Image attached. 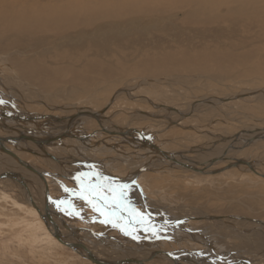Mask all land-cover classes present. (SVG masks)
Masks as SVG:
<instances>
[{"label": "bare ground", "instance_id": "1", "mask_svg": "<svg viewBox=\"0 0 264 264\" xmlns=\"http://www.w3.org/2000/svg\"><path fill=\"white\" fill-rule=\"evenodd\" d=\"M177 9L182 10V12L180 13L181 15L180 14L173 15L175 14L173 13V11ZM136 16L137 17L139 16L137 18L138 24H136V20H134L133 18ZM176 16H180V17L178 19H175ZM156 31L157 33H155ZM189 33L192 34L195 39L194 45L188 42L189 41L188 39L192 37V36H188ZM181 34L182 36H186V37L182 39L180 37ZM32 38H34L33 40L37 39V42L33 43L35 47L38 46L39 44L43 45L44 41H50L51 38H53L54 40H56L53 42H55L56 44V47L55 46L54 47L58 49L59 55L70 54V52H72V54L77 53L78 56L75 58V60L80 61V65H79L80 68L78 70L76 66L72 69H69V72L71 73L70 80L81 81L83 83H87V81L91 79L89 76H87L84 73L86 71L95 72L104 78H107L108 76L112 75L111 74L112 69L111 67L109 68V64L108 62H106L108 61L107 58H104V60H99L98 58L93 57L91 55H89L90 57H87L81 54V52L83 53L82 50L84 46L86 47L88 46L89 48H93L95 50L99 48H103L104 51L103 53H106L108 49L109 51L112 50L107 54L109 56H111L114 50H116V49L114 50L110 49L111 45L113 46L115 45L114 47L120 50L126 48H133V49L136 48L138 53H135L134 55L136 56L138 55V56L136 58V61L134 62L135 64L134 63L133 64L134 66L137 65L136 69H138L141 74H144L137 77L141 80V82H145L144 79L145 77L156 78V79H158V77L161 78L162 76L165 75H171L173 77H177V76L184 77L183 73H188L192 77H197V75L199 74H204L205 73L204 71L207 69L222 70L228 67H234V66L237 67L236 64L242 67H248V68L250 67L248 71H250L253 74H262V73L264 74V0H0L1 43L4 44L6 47H10V45H15V47H18L24 43V39L30 40ZM170 39L174 40L173 41L174 43L169 41ZM86 40H88V42H84ZM250 40H252L253 43H250ZM38 41L40 42L38 43ZM2 49L3 47H1L0 45V50ZM12 59H13L12 63L15 66V69L19 73L18 76L20 75L25 78L24 80H22L21 78H19L20 76L16 77L17 73L16 74L14 73L16 80L20 81L19 83L17 81L19 86H22L23 83L28 84L29 80L32 81V80L40 79L46 84L52 80L58 81V77L56 76V70H52V69L48 70V68L41 66L40 65L41 63L36 64V62L33 61H32L33 63H30L31 61L29 59H28L29 62H24L18 60L17 58L15 59V57H12ZM142 77L144 78L142 79ZM183 77L182 79L184 80ZM0 84L2 85L1 82ZM77 84H79V82ZM126 87L128 88L130 86H126ZM133 87H130L131 91L135 89ZM27 88L25 87L26 90ZM122 90L126 93H129V95L132 97L135 98L139 97L141 99L144 98L145 101L147 100L152 105L154 104L150 99L144 97L146 96L145 94L144 95L141 94L142 96L141 95L136 96V94L135 95L132 94L126 88H120L119 92L114 94L113 97L116 98ZM18 91L21 93L19 97L27 103L28 100L24 97L25 95L22 94L21 92L22 89ZM23 93L27 94L28 90L26 93L23 91ZM247 95L256 96L257 98L255 99L259 100L258 103L264 105V89L241 90L239 92L222 97L207 96L200 99L194 104H189L186 107H182V108L168 103H167L168 105L160 103V104H156L159 107L155 106L156 108L152 112L143 111V110H136L135 112H131V113L128 112L130 113L129 116L130 119H128V122L122 127L109 126L108 121H112V120L111 118H108L105 113L107 107L111 104L109 103L111 101H109L107 104H105L104 106H102L97 110H89V111H100L102 109H105V111L103 110V112H101V117L99 119H96L93 116H84L81 114L78 115L76 118L72 119L71 123H69L71 126L69 130L74 136L77 137V138L73 137L74 139H76L73 141V143L70 142L72 140L69 141L67 140V138H61L62 136H57V138H55L54 140L52 139L50 143L44 144L42 145V147L38 146L37 144H35L30 140H23L20 141L19 143H17L18 141H16L15 145L13 144L11 145H13L12 148L17 152V154L21 158L27 160L30 163H32L31 161L32 158L31 159L24 158L25 156H23V154H20L19 152L24 153L25 151L19 150V147L21 148L27 147L33 150L38 149L39 151L36 150L37 152H47V153L49 152L51 153L52 156L55 157L54 160L49 158L50 160L46 161V165L49 168L51 167L50 170H47L49 171L50 176H47L46 180L49 186V196L51 201L50 209L52 213L53 212L55 213L52 206V203L54 202L53 196L50 191L51 190L50 185H53L52 182L60 185L62 189H65L63 186L65 182L62 181V179L66 178L67 180L75 182L76 185L78 184L85 189H90V188H86L88 185L87 184L84 185L83 180L80 178L92 175V177L95 180H97L98 182L97 185L100 184L102 188H106L105 187L106 185L104 186V183L103 182L101 183V180L103 181L104 179L101 173L99 176L97 170L94 169L84 170L83 168L85 167V165L91 166L95 160L94 157L97 156V154H100L101 152L102 153L106 152L109 154L112 152L117 153V154L115 153V155L117 156L113 158V161H111L110 164L107 165L104 163L103 169L101 170L103 171L107 170V172H109L108 176L114 180L115 183L114 191L119 192L121 191L120 188L127 187V189L125 190L123 189L122 191L124 194H127V197L131 196L129 195V193L133 195L136 193V196H138L139 193V196L142 197V199H146L147 196H146L145 188L142 185L144 181L141 182L140 180L145 174V171L162 169L163 172L164 169H167L166 173L169 174V176L167 175L169 179L171 178L172 180L176 178L175 176H177L179 178H182V183L178 182L174 185V184H169L170 182L167 183L165 181H160L161 182L160 186H163V188L166 189V191L164 192L161 191V194L165 195L164 194L165 192L172 193V195L170 196H174L178 200L180 198V200L178 201L179 204H181L180 201L181 199H183L184 202L189 204V206L185 207V205H182L183 207L182 215L179 217L176 216V218H170L169 214L164 212V206L159 208L160 210L159 212L157 211V213L159 214V219L154 218L151 214L150 215L147 214L146 218L148 219V221L153 223V226L150 225L151 227L148 225L149 230L157 231L164 229L163 232L166 234V236L163 237L162 235H160L157 237L160 238L161 240H170L171 242L174 243L176 242L179 246L182 245V243L186 239L189 242V244H187V246L185 247L188 248L184 247L185 249H178L177 251L174 252L163 248L160 249L161 252L159 254L154 255L155 257L153 256V259L144 261V263L132 262L127 264H210L209 262H211L210 260L212 257L218 258L219 261L218 263L215 262L214 264H232L238 261L237 259L231 258L232 256H234L232 252H230L232 251V246L234 244H235L234 248H240L242 245L246 247L245 249H247L248 247L251 250L256 249L255 251H258L260 248H262V245L260 244L259 241L261 240V236L264 239V220L260 219L261 217L260 215L248 216L251 215L248 213L249 211H246L248 214L234 213L235 214V215L233 214L234 216L232 214L227 215V213L225 212H219V214L217 215L211 214L213 212L206 210L205 204H197V203H199L204 196L213 197L215 195V192L217 194V197L214 198L217 199L220 196L224 197L220 194L223 193L222 191L218 192L219 190L214 189L215 184L217 182L214 183L211 180L221 178L224 175L227 176L229 173L233 172L234 169L232 166L238 168L240 166L239 168L240 173L242 172L241 170H243V168L253 169L255 173H257L255 167L253 166L250 160L242 159V158L240 159L237 157V155L244 147L251 146L252 144H254L251 142L257 140L258 137L264 138V123H259L260 120L262 119H257V118L253 119L249 117V119L254 120L255 123L251 122L245 124L241 128V130L237 132L235 137H231V138L229 137L230 140L228 142L225 141L226 143L223 145H219L221 144L220 141L223 142L221 140L220 134L211 133L208 130H203L204 129L203 127L201 128L200 126H198L201 128L199 129L198 133H204V135L201 134L200 136H202L203 138L204 136H206L205 143L193 145L194 142L190 141L189 145H186L187 149L184 148V150L181 148L180 150L178 149V150L170 151L168 149H165L157 145L156 148H153L150 144H154V143H152V141L150 140L145 142L143 136L140 133L132 132L130 137H128L127 135L128 132L130 131V125L133 119L136 117L149 118L160 125L162 124L189 125L187 124L188 121L194 122L198 118H202L204 114H207L206 112H204L206 107L212 105L214 107H217L216 110L219 109L220 112L225 114L224 110L218 106L220 103L224 101L225 102L231 101L238 98L243 99ZM10 100L4 99L2 96H0V111L5 110L7 112L9 111L10 113L16 111L17 112L19 111L20 113L28 112L26 109L25 111H23L22 109L17 108V106L14 103L15 101H10ZM7 108L9 110H7ZM196 111L199 113L204 112V114L202 113L203 115L200 114L201 116H197L196 114H194L196 113ZM211 111L212 110L208 112ZM170 114H172L173 117H170ZM89 119L94 120V122L98 124L97 125L99 127L98 129L109 132L110 136H107V138L109 139L108 141L105 142L104 140L103 141L101 140L99 143H95L91 141L90 136L92 135H87L86 130H84L81 126V122ZM0 120H3L8 124H12V123H14V125L17 124L15 127L14 134H12L15 136L17 135L16 133L18 131L23 130L21 128L23 127V125L30 127L31 125L30 123H35L34 120L23 119L22 121L19 120L13 121L6 119L4 117L1 118V116H0ZM67 122L60 121V123L55 124L53 120L51 122L49 121L47 124H50L51 126L45 123L46 128L44 126L42 127L43 129V131L41 132L42 135L40 134V131L38 129L37 130L35 129V131L32 134L39 135V137L43 138L46 136L44 135L46 133L43 132L53 131L52 133H54L53 127H57V128L59 126L60 128L61 126L64 127L67 124ZM39 123L37 124L35 123V124L39 127L40 125ZM165 127L162 128L160 133L164 131ZM0 131H1L0 135L7 136L6 135L7 132L4 129H0ZM55 131H56L55 133L61 132V130H55ZM160 135H162V133ZM94 136L95 135H93V138ZM214 138L217 139L215 140L218 144L217 143L215 144V141H212ZM83 139L85 140L86 143L80 141ZM74 142H80V144L88 146L87 149H89L90 152H85V151L82 152L81 148H79ZM107 142L111 143V146H114V149H106L108 148L107 146L105 148ZM123 142H129L130 144H133L134 147L132 148L135 150L136 149H143V150L142 151L138 150L139 151L138 153L135 152L134 155H132V151H130L127 148L125 150V148L123 149L122 146L118 145V144H123ZM54 146L55 147L62 146L61 148L64 149V153H66L67 155L69 154L67 156L68 160L63 159L61 156H58L56 153H54L56 149L53 148ZM49 148L52 149L49 150ZM70 150H72L71 153H69ZM161 150L168 152L169 154L168 155L163 154ZM79 151H81L83 154L88 156H86L85 159L81 158L79 160L77 158V155H74V154H78ZM150 153H155V154L148 156V154ZM191 153H196L197 156H190L189 154ZM1 157L3 158L4 161H8V160L15 161L9 154L2 152L0 150V159ZM34 158L38 159L37 157ZM229 158L233 160H229ZM173 159L178 160L182 164L176 163V160ZM3 160H0V163L1 162L4 163ZM101 161L103 162V160ZM67 162H77V163L72 165V164H67ZM241 163H244L246 165H243L242 167ZM14 164H17L19 166V164L16 161ZM80 164H82V166H80ZM71 165L78 166L80 168L77 171H75V169L73 170V168L72 169L69 168V166ZM97 165L99 164L97 163ZM19 167H21V165ZM35 167L38 166L35 165ZM21 168H23L25 172L29 174L28 179L30 180V182L29 183L27 182L26 177L25 180L29 187V191L33 196V199L35 200L39 208H41L42 210L43 200L39 201L38 200L39 195L36 196L35 193L40 192V196H41V192L43 191V180L36 174L28 171L26 168L24 167ZM0 171H2L1 168ZM122 171H124L125 174H121ZM105 175L106 174H104V176ZM257 175L259 174L257 173ZM145 176H147V174ZM34 178H37L38 182L35 181ZM49 178H52V180H49ZM56 178L58 181L55 180ZM185 178H189V180H186ZM7 179L14 181L10 177ZM8 180H6V182ZM175 180L176 179L172 180L171 182L172 183L176 182ZM226 182H234V180L229 179V181ZM12 183L14 184V187L19 188L18 192L20 194L23 192L22 194L24 200L23 202H26V206L28 210L32 211L31 210L32 208L30 209L31 205L28 201V197L25 190L21 187V185L18 182L14 181ZM182 184L184 186L182 187L179 186ZM174 186L179 188L175 190ZM31 188H35V192L34 191L32 192ZM112 188L113 187H111L110 189L109 188L106 189H109L112 192ZM201 191L209 192V195H206L207 193L206 194L200 193ZM42 196H43V192H42ZM170 196H165L164 198H168ZM69 197H77V196H73L72 194H70ZM96 197L95 198L90 197L85 199L94 202L98 200L100 201V199ZM232 197L233 194L226 195V199ZM238 197L239 196L235 197L234 202L244 203V201L242 200L240 201ZM144 203H145V207L149 209H153L154 211L156 210L155 207L156 204L152 203L151 201H150L151 203L150 205H148L146 201ZM195 204H197L198 207H196ZM128 205H131V207ZM190 205H193L195 207L193 208ZM125 207L132 208L133 204L125 203L124 208ZM190 207L193 208V212L191 211ZM234 207L236 208V206ZM121 208L123 209L122 206ZM132 209L134 210V208ZM171 209L176 210V206L173 205ZM188 210L191 211L192 213H190ZM186 212H188L189 214H186ZM56 213L52 214L53 220L57 223L58 229L63 235V238L71 242L73 239L70 240V238H68L67 233L59 227L60 222L65 223V225L70 223L66 222L65 217L64 220L63 217L62 219ZM129 213H131L130 210ZM152 213L155 214V212ZM185 214L186 216L188 215H194V216L185 218ZM37 215L40 218L41 223L43 222L42 225L44 224V226H46L45 227L46 230L49 231L48 234L52 236L51 234L53 228L51 223L48 220H46L45 223V220H43L38 213ZM140 215L146 216L145 214L144 215L140 214ZM191 220L193 221L196 220L197 228L196 226L193 227L190 226L188 222ZM221 221H225V223L227 222L232 228L228 227L229 225L228 226L224 225ZM207 222H209V224H207ZM237 223L241 224L242 229L236 228ZM247 226L249 227L247 229H250V227L253 226L255 227V230L252 232V234L254 235L256 248L253 243H249L248 241L250 238L248 235L250 234H244L245 231L243 232V230H246L244 228H246ZM68 227H70L69 228L70 231L72 232L74 231V233L79 235L81 240L86 238L88 239L89 242L97 241L103 244L104 245L103 248L105 247V249L100 247L101 250L103 251L110 250L109 252L112 253V256L115 258V259L113 258L114 260H112L111 257H109L111 259H107L103 257V255L101 256L99 254L100 251L96 252L93 248L91 249L87 247L98 258L99 261L101 260L104 262L113 263L119 259H126L129 257L143 260L145 258L144 256L139 257L140 254L144 255L145 253H147L149 256L153 252V249L146 251L144 250L145 249L144 247H141V246H145V244H143L145 243V241L149 242V238L147 237L145 238L142 236L141 239L142 245L140 246V248H138L137 246L129 247L126 244L120 242L109 243L110 241L107 240L106 235L99 237L98 232H96L95 234V232H93L94 230L87 226L86 227L84 226V228L82 229L86 232L81 231L80 230L81 227H77V226L75 227L68 226ZM131 228H129L130 230H128L130 231V234L127 232V235H130L131 238L132 235H135V237H133L134 240H138L139 235L135 234L134 232L139 231L140 229L139 230L132 229L131 231ZM204 229L207 230V233L205 232ZM203 230L206 234H208L209 232L210 234L214 235V237L217 238L218 240H215L212 235L209 234L205 235L203 233ZM141 231L143 232H141L140 234H143L145 230H141ZM88 234L90 236H88ZM89 237L94 238V240L90 239ZM227 238H234V240L229 241L227 240ZM197 246H201L202 251L209 254L201 255L199 251L195 250ZM119 248L120 250H123V253L118 257L117 249ZM137 250L141 252L138 253L136 252ZM81 251L78 253L79 255L83 254V251L82 252ZM227 252H230L231 254H229L228 257L229 259L225 260V258H227L228 256ZM223 253H227L226 257L221 256L223 255ZM148 256H146V258H148ZM258 258L259 259L257 261L262 260L264 262V257H258ZM239 261H244V260H239ZM250 261L251 262L249 264L253 263V260Z\"/></svg>", "mask_w": 264, "mask_h": 264}, {"label": "rangeland", "instance_id": "2", "mask_svg": "<svg viewBox=\"0 0 264 264\" xmlns=\"http://www.w3.org/2000/svg\"><path fill=\"white\" fill-rule=\"evenodd\" d=\"M181 12H182L181 9L174 10L173 13L175 14L173 15H179ZM140 16H143V15H140ZM138 17L137 16L133 17L134 20H136V24H138L137 23ZM176 17L175 19H178L180 16H176ZM123 20H126V19H123ZM155 33H157V31ZM188 36H192L190 39H188L189 40L188 42L194 45L195 39L193 35L189 33ZM180 37L184 39V37L186 36H182L181 34ZM33 39L34 38L30 39L32 43L30 42V40L24 39V43L26 44L23 43L22 45H20L21 47L20 46L15 47V45H10V47H6L0 41V45L4 49V50L3 49L0 50V82L2 83V85L0 84V93H1L0 96H2L4 99H7V100L12 99L10 101H15L14 103L17 106V108L22 109L23 111H25L26 109L28 112L33 113V114L51 112L52 114L64 116V119L62 120V122L63 121L69 122L70 118L74 119L78 115H80L79 113L78 114L76 113L77 110L75 108L83 107L84 110H97L101 108L102 106H104L105 104H107L109 101H111L109 102L111 104L108 106L109 108L107 107L105 113L107 117L111 118V120L115 124L112 121H108L109 126L110 127H114V126L122 127L128 122V119H130L129 116L131 112H135L136 110L152 112L155 110L156 107H159L156 104H160V103L167 104L168 103V104H172L174 106L182 108V107H186L189 104H194L200 99L207 97V96L222 97V96H227V95L239 92L241 90H248V89L262 90L264 89V74L263 73H262L263 75L253 74L250 71H248L250 67L249 68L242 67V66H238L237 64H236L237 67L235 66L228 67L222 70L207 69L204 71L205 72L204 74H199L197 75V77H192L188 73H183L184 77L177 76L178 78L173 77L171 75H165V76H162L161 78L158 77V79L142 77V79L143 78L145 79L146 83L141 82V80L137 77L144 75V74H141L140 71L136 69L137 65L134 66L135 64L134 62L136 61V58L138 56V55L137 56L134 55L135 53H138L136 48L135 49L126 48V49L120 50L114 47L115 45L114 46L111 45L110 47V49H113V50L116 49L114 50L111 56L107 54L111 52L112 50L109 51L108 49L106 53H103L104 52L103 48H99L95 50L93 48H89L88 46L87 47L84 46L82 50L83 53L81 52V54L87 57H90L89 55H91L93 57L98 58L99 60H104V58H107L108 61L106 62H108L109 68L111 67L112 69L111 76L104 78L95 72L86 71L84 73L91 78L89 79L90 81L88 80L87 83H83L81 81H71L70 80L71 73L69 72V69H72L76 66L78 70L80 68L79 67L80 61L75 60L78 54L77 53L72 54V52H70V54L59 55L58 49L55 48L56 44L55 42H53L56 40H54L53 38H51L50 40L51 42L44 41L43 45L39 44L36 47L34 46L33 43L37 42V39L35 40ZM169 41L174 43L173 42L174 40L170 39ZM39 42L40 41H38V43ZM84 42H88V40ZM250 43H253L252 40H250ZM12 57H15V59L17 58L18 60H21L24 62H29L30 60L31 61L30 63H33V62H36V64L41 63L40 65L45 68H48V70L50 69L56 70V76L58 77V81L52 80L46 84L40 79L32 80V81L29 80L28 84L23 83V85L21 84L22 86H19L18 83L20 81L16 80L14 73L15 74L17 73L16 77H19L20 75L18 76L19 73L17 72V70L15 69V66L12 63V60H13ZM72 65H75V66H72ZM134 71L137 73H135ZM182 77L184 78V80L182 79ZM19 78H21L22 80L25 79L22 76H20ZM78 82L79 84H77ZM147 84H150V85H147ZM126 86H130V87L134 86L133 88L135 89L131 91V88L130 87L127 88ZM25 87L28 90L27 94L23 93V91L25 93L27 92ZM120 88H126L132 94L134 95L136 94V96L145 94L146 96L144 97L150 99L154 104L152 105L151 103H149V101L147 100L145 101L144 98L141 99L139 97H136V98L132 97L129 95V93H126L123 90L120 92V94L116 98H114L113 97L114 94L119 92ZM21 89H22L21 91L22 94L25 95L24 97L28 100L30 104L28 102L26 103L19 97L21 93L18 90H21ZM247 96H245L243 99L238 98V99H234L231 101H226V102L224 101L220 103L218 106L224 110L225 114L220 112L219 109L216 110L217 107H214L212 105H211L212 107L211 106L206 107L205 110L207 111L204 110V112H206L207 114H204V112L199 113L196 111V113L194 114H196L197 116H201L203 114L204 115L202 118H198L194 122L188 121L189 123L187 122V124L189 125H182V124H179V125L178 124H169V125L162 124L160 125L154 122L152 119L136 117L133 119L130 125V131L128 132L127 136L130 137L132 132L140 133L143 136L145 142L150 140L155 145L163 147L170 151L178 150V149L180 150L181 148L184 150V148L187 149L186 145H189L190 141L194 142L193 145L205 143L206 136H204V138L200 136L201 134L204 135V133H198L199 129L203 127L204 128L203 130H208L211 133L220 134L221 140L223 142L220 141L221 144L219 145H223L226 142H228L231 137H235L237 132L240 131L241 128L245 124L251 123V122L255 123V121L250 120L249 117L253 119L254 118L262 119L260 120L259 123H264V105H261L258 103L259 100L255 99L257 98L256 96H253V95H247ZM57 106L60 108H57ZM72 107H75V108H72ZM53 109H58V110H53ZM210 110H212L213 112L212 111L208 112ZM167 115H168V112H167ZM69 116L70 118H68ZM170 117H173V115L170 114ZM53 121L55 124L60 123L55 120ZM47 125H50V124H47ZM97 125L98 124L95 123L94 120L92 119L81 122V126L84 130L88 132L90 130L91 132L95 131L96 137L94 136L93 138V136H90L92 142L99 143L101 140L102 141L104 140L105 142L108 141L109 139L107 138V136H110L109 132L104 131V130L101 131L100 129H98L99 127ZM198 126H200L201 128ZM164 127L165 129L163 132H161L162 135H160L161 134L160 131ZM55 128L57 127H54L53 129ZM4 130L6 131V129ZM86 134L90 135V133H86ZM61 138H67V140L69 141L72 140L70 141L72 143L74 140H76L73 137L71 138V137L62 136ZM215 139L216 138H214L212 141H215V144H216L217 139L216 140ZM173 140L174 141L176 140V141L174 142ZM19 142L20 141H18L17 143ZM74 143L77 146L83 145V144H80V142H74ZM251 143H254V144H252L251 146H246L243 149H241L237 157L240 159L242 158V159L250 160L253 166L255 167L256 172L259 175H257V173H255L253 169L243 168V170H241L242 172L240 173V170H239L240 166L239 168L232 166L234 170L231 169L232 167L230 166L231 168L229 169L233 170V172L229 173L227 176L224 175L221 178L211 180L214 183L217 182L215 184L214 189L219 190L218 192L222 191L223 193H220V194L224 197L220 196L217 199L214 198V197H217V194L215 192V195L213 197L204 196L202 200L199 203H197V204H205L206 205L205 209L209 210L210 212H213L211 214L217 215L219 214V212H225L227 213V215L228 214L233 215L234 213L235 214H239V213L248 214L249 213L251 215H248V216L260 215L261 216L260 219L264 220V138L258 137L257 140ZM118 145L122 146L123 149L125 148V150L127 148L130 151H132V155H134L135 152L138 153L139 152L138 150H141V151L143 150V149H136L137 150L136 151L135 149L132 148L134 147V145L130 144L129 142H123V144H118ZM181 145L185 147H182ZM9 146H11V148L13 147V145H10V144ZM106 146L108 148H106ZM61 147L56 148L54 153H56L58 156H61L63 159L68 160V157H67L68 155L64 153V149ZM217 147H220V146H217ZM105 148L114 149V146H111V143L107 142L105 145ZM36 150L39 151L38 149ZM71 151L72 150H70L69 153H71ZM92 151H95V150H92ZM19 153L23 154V156H25L24 158H30V159L32 158L31 161H33V164L38 166L39 168L44 169V170H50L51 167L49 168L46 165V161L50 160L49 158L42 157L40 155L36 156V155L31 154L28 151H25L24 153L22 152H19ZM115 153L116 152H112L109 154L106 152H103V153L101 152L100 154H97V156L94 157L95 160L93 164L91 166L85 165V167H83L84 170L94 169V170H97L98 173H103L99 169H103L104 163L107 165L110 164L111 161H113V158L117 156L115 155ZM153 154L155 153H150L148 154V156L153 155ZM189 155L197 156L196 153H191ZM78 156H79V153H78ZM34 157H37L38 159H35ZM85 157L83 159H85ZM101 160H103V162ZM229 160H233V159L229 158ZM5 163L6 161H4V163L3 162L0 163V168L3 171H4L3 166L6 165ZM97 163L99 165H97ZM241 164H242V167L243 165H246L244 163H241ZM13 165L15 166V164ZM19 166H15L16 168L17 167L20 168V170L17 169V171L18 172L20 171L19 173L25 176L24 175L25 170L21 168L22 166L21 167ZM80 166H82V164H80ZM10 167H13V166H10ZM15 167L13 168L15 169ZM166 170L167 169H164L165 172L164 171L162 172V169H157V170L154 169L153 171H150V170L145 171V174L140 180L141 182L144 181L143 182L144 184L142 183V185L145 187L147 198L142 199V197H140L139 194L138 196H136V193L134 195L129 193V195L131 196L133 195V197L135 196V198L139 202V204L136 207L133 204L136 202L131 203L133 204L132 208H134V210L131 208V213H129L128 209L126 210L124 208L125 202L123 204V201L120 200V196H117L119 193H123L122 192L123 189L125 190L127 189V187L120 188L121 191L119 192L114 191V193H112L109 190L103 189L100 184L97 185L98 184L97 180H96V184H93V183L91 184V187L84 186L86 188H90V189H85L78 184L76 185L75 182L67 180L66 178L64 179L60 178L62 179V181L66 183L67 187L72 189L74 192L86 193L83 191L84 189L86 191L90 190L97 195H99V192H105V193H102L101 195H104V194L111 195V196H107V198H104V199L102 198L101 200L103 202L100 201L102 202L101 205L107 209V212H106L104 211L103 208H101L102 206L98 207L96 203H95L96 204L95 206V204L94 205L86 204V202L81 201L80 199H77L78 197H75V198L69 197V194L67 192H64V190L60 187V185L52 182L53 185H50V187H51V193H52L53 201H54L52 203L53 210L55 211V213L57 211L56 214L59 217L61 218L65 217L66 222L70 223V224H67L66 227H64L65 223L60 222L59 227L67 233L68 238H70V240L73 239L72 241H74L75 238H79L80 240L81 238L79 237V235L74 233V231L73 232L70 231L69 230L70 227L68 226L81 227L80 228L81 231H84L82 229L84 228V226L85 227L87 226L93 229L94 230L93 232H95V234L96 232H98L99 237L106 235L107 240L110 241L109 243L120 242V243L126 244L129 247L137 246L138 248H140V246L142 245L141 239L143 236L145 238L146 237L149 238V242L145 241V243H143L145 244V246H141V247H144L145 248L144 250L146 251H149L150 249L160 250L164 248L166 250H171L174 252V251H177L178 249L188 248V247H185L187 246V244H189V242L186 239L182 243V245L179 246L176 242L174 243V242H171L170 240H161L160 238L157 237L160 235H162L163 237L166 236V234L163 232L164 229L157 230V231L149 230V226L150 225L153 226V223L148 221V219L146 218L147 214L149 215L151 214L154 218L159 219V214L157 213V211L159 212L160 211L159 208L164 206V212L169 214L170 218H176V216L179 217L182 215V208H183L182 205H185V207L189 206V204L184 202L183 199H181L180 201L181 204H179L178 201L180 200V198L178 200L174 196H170L172 195V193H167V192H165L164 193L165 195L163 196L164 197L170 196V197L164 198L162 199V201H157L158 198L154 196L155 192L161 194V191L163 192L166 191V189H164L163 186H160L161 185L160 181H165L167 183L170 182L169 184H174V185L178 182L182 183V178H179L177 176H175L176 178H174L176 179L175 180L176 182L172 183L171 181L174 179L171 180V178L169 179L167 177V175L169 176V174L166 173ZM13 171H16V169ZM104 172L109 173L107 172V170H104ZM123 172L124 171H122L121 174H125V172L124 173ZM146 174L147 176H145ZM228 178L234 180V182H226V181H229ZM34 179L35 181L38 182L37 178H34ZM178 179H181V180H178ZM185 179L189 180V178H185ZM0 180H1L0 181V264H92V262L83 258L81 255L77 254L76 252H73L70 248L66 246L64 247L60 246L61 244L55 241L56 239L54 240L55 241L54 242L51 239L52 237L51 238L49 237L50 235H48V231L44 230V226L42 225L43 222L41 223L40 218L37 215L38 212L35 211L34 208H32L31 206H30V209L32 208L31 209L32 211L28 210L26 206V202H23L24 201L23 195H22L23 192L21 194L18 192L19 188L14 187V184L12 183L14 181L8 180L7 178H2ZM6 180L8 181L6 182ZM49 180H52V178H49ZM9 181H10V184H9ZM88 182L90 183V181L86 179V181L84 182V185L87 184ZM102 182L103 181L101 180V183ZM114 185L115 183L111 182V183H107L106 186L105 185L104 186L110 189L111 187H114ZM179 186L182 187L184 185L182 184ZM72 187L79 191H75ZM174 188L175 190H177L179 187L174 186ZM31 189H32V192L33 191L35 192V188H31ZM42 192H41V196H40V192H38L39 194L35 193L36 196L39 195L38 197L39 201L43 200ZM200 193H205V194L207 193L206 195H209V192H206V191H201ZM91 194L86 193V195H91ZM231 194H233V197L226 199V195H231ZM112 195H115V196H112ZM123 195H127V194L123 193ZM237 196H239L238 197L239 200L244 201V203L234 202L235 197ZM145 201L147 202L148 205H150V201L156 204L155 206L156 210L154 211L153 209H149L145 207V203H144ZM105 204L106 205L110 204V206L106 207ZM197 204H195L196 207H198ZM173 205L176 206V210L171 209ZM121 206L123 207V209L121 208ZM128 206L131 207V205H128ZM190 206L193 208L195 207L193 205H190ZM234 206H236V208ZM191 207L190 209L193 212V208ZM191 211L189 212L192 213ZM246 211H249V212L247 213ZM152 212H155V214ZM140 214H143V215L145 214L146 216H141ZM186 214H189V213L186 212ZM186 214H185V218L194 216V215L186 216ZM134 217H137V218H134ZM108 219L111 220L112 222L109 221ZM221 222L226 226L229 225L227 222L225 223V221H221ZM188 223L190 224L191 227L196 226V220L194 221L191 220ZM207 224H209V222H207ZM168 225H171V224H168ZM236 225H237L236 226L237 229H242V226L240 223H237ZM228 227L232 228L230 225ZM129 228H131V231L132 229H136V230L140 229L139 231L134 232L135 234L139 235L138 240H134L133 237H135V235H132V238L130 237V235H127V232L130 234V231H128L130 230ZM247 228L249 227L247 226L246 228H244L246 230H243V232L245 231L244 234H250L248 235L250 237L248 241L249 243H253L256 248L254 235L252 234V232L255 230V227L254 226L250 227V229H247ZM141 230H145L143 234H140L141 232H143ZM204 230L207 233V230L206 229ZM204 230H203V233L205 235H208V234L212 235L209 232L208 234H206ZM88 236L90 235L88 234ZM212 236L214 237V235ZM45 237L51 243V245H49L51 247H47L46 244L48 242L47 240H45ZM89 238L94 240V238H91V237ZM214 239L218 240L215 237ZM227 240L232 241L234 240V238H227ZM81 241L85 244L86 247H89L91 249L93 248L96 252L100 251L99 254L101 256L103 255V257L107 259H111V258L112 260L115 259L112 256V253L109 252L110 250H104L105 252L101 250V248H103L104 246L103 244L97 241L89 242L88 239L86 238L82 239ZM136 241L139 243H137ZM259 242L262 245V248H260L258 251H255L256 249L251 250L248 247L247 249H245L246 247H244L243 245L240 248H234V245H235L234 244L232 246V251H230L232 252L234 256H232L231 258L237 259L238 261L244 260L248 264L251 262L250 260H253V263L251 264H264L262 260L257 261L259 259L258 257H264V239L262 238V236ZM103 249H105V247ZM195 250L199 251L201 255L209 254V253L203 252L201 246H197ZM101 251L104 253H102ZM117 252H118V257H119V255H122L123 250H120L119 248L117 249ZM136 252L139 253L141 251L137 250ZM230 252H227L228 256L227 258H225V260L229 259L228 257H229V254H231ZM227 253H223V255L221 256L226 257ZM143 256L146 259V256H148V254L147 253H145L144 255L140 254L139 257H143ZM210 261H211L209 262L210 264L219 262L218 258L216 257H212Z\"/></svg>", "mask_w": 264, "mask_h": 264}, {"label": "water", "instance_id": "3", "mask_svg": "<svg viewBox=\"0 0 264 264\" xmlns=\"http://www.w3.org/2000/svg\"><path fill=\"white\" fill-rule=\"evenodd\" d=\"M57 108H60L57 106ZM72 108H75V107H72ZM77 111L76 113L78 114H81V115H84V116H93L94 118L96 119H99L101 117V112H103V110L105 111V109H102L100 111H89V110H84L83 107H79V108H75ZM74 109V110H75ZM54 110H58V109H54ZM81 110V111H80ZM76 114V115H77ZM55 114H52L51 112H47V113H40V114H33V113H28V112H23V113H20L19 111L17 112H12L10 113L9 111H5V110H1L0 111V116L1 118L4 117L6 119H9V120H13V121H22L23 119L26 120V119H29V120H34L35 123H39V127L35 124V123H30V127H27L25 125H23V127H21L23 130L22 131H18L15 135H7V136H1L0 135V150L2 152H5L7 154H9L19 165H21L22 167L26 168L28 171L36 174L37 176H39L40 178H42L43 180V210H41L39 208V206L37 205V203L35 202V200L33 199V196L32 194L30 193L29 191V187L27 185V182L24 178V176L22 174H20L19 172H16V171H13V170H4V171H1L0 172V179L2 178H12L14 181L18 182L21 187L25 190L26 194H27V197H28V201L30 203V205L32 206V208H34L38 214L40 215V217L45 220V223H46V220H48L51 225H52V228H53V231H52V236L61 244H63L64 246L72 249L73 251L77 252V254L82 250L83 251V254H81V256L87 260H89L90 262L94 263V264H127V263H144L145 260H149V259H153V256L154 255H157L161 252V250H155L153 249V252L152 254H150L148 256V258L146 259H134V258H126V259H119L115 262H104V261H99L98 258L85 246V244L79 239V238H75L74 241H71L69 242L68 240H65L63 238V235L61 234V232L59 231L58 229V226H57V223L53 220L52 218V214H55L54 212L52 213L51 209H50V196H49V186H48V182L46 180V177L47 176H50L49 174V171L47 170H43L39 167H35L32 163L28 162L27 160L21 158L17 152L11 148L10 146H8V144H13L15 145L16 141H23V140H30L32 142H34L35 144H37L38 146H41L44 145V144H47V143H50V141H52V139H55L57 138V136H68V137H74V138H77L76 136H74L71 132H70V124L71 121H72V118H70V116L68 118H70V121L67 122V124L60 128V126L56 129H54V133L48 131V132H43V133H46L44 135H46L45 137L41 138L39 136H34V135H31L35 129L39 130V131H43L42 127L45 126V123L48 121H52V120H55L57 122H60L64 119L63 116H59V115H55ZM50 119V120H49ZM29 123V122H27ZM17 124H8L6 122H4L3 120H0V129H7V130H10L11 132H15V127H16ZM60 128V129H59ZM55 130H61L60 133H55L56 131ZM102 131V130H101ZM95 133V131H92L91 134ZM90 134V135H91ZM42 135V134H41ZM82 142V140H80ZM153 148H156L157 146L154 145V144H150ZM19 150L21 151H28V152H31L33 155H36V156H42V157H47V158H51L52 160L55 159L54 156L51 155V153H47V152H37L36 150H33V149H30V148H21L19 147ZM161 152L163 154H166L168 155L169 153L168 152H165L163 150H161ZM173 160H176V159H173ZM78 162V161H77ZM77 162H67V164H75ZM176 163H180L182 164L181 162H179L178 160H176ZM57 180V178L55 179ZM58 181V180H57ZM64 186V190L67 191L69 194H72L73 196H77V197H81V198H90L91 196H88L86 194H83V193H77V192H74L72 191L69 187H67L65 184L63 185ZM105 190H109V189H106L104 188ZM115 190V187L112 188V192H114ZM110 191V190H109ZM108 192V191H107ZM111 192V191H110ZM107 196H111L109 194L107 195H101V196H98L97 198L98 199H101V198H107ZM64 227H66V225L64 224ZM81 251V252H82ZM166 253V252H165ZM155 257V256H154ZM232 264H246L245 261H236Z\"/></svg>", "mask_w": 264, "mask_h": 264}, {"label": "crops", "instance_id": "4", "mask_svg": "<svg viewBox=\"0 0 264 264\" xmlns=\"http://www.w3.org/2000/svg\"><path fill=\"white\" fill-rule=\"evenodd\" d=\"M2 106V105H1ZM6 107V106H5ZM7 110H9L8 108H7ZM56 115V114H55ZM48 122H46V124H47ZM12 124H14V123H12ZM51 126V125H50ZM54 128V127H53ZM6 131H8L7 132V134L6 135H12V134H14L13 132L11 133V131L10 130H6ZM10 132V133H9ZM79 132V131H78ZM87 133H90L91 134V130L88 132V131H86ZM40 134H41V131H40ZM31 135H34V134H31ZM92 136L93 135H96L95 133H93V134H91ZM1 136H4V135H1ZM34 136H39V135H34ZM63 136V135H62ZM63 137H68V136H63ZM54 140V139H53ZM82 142H85V140L83 139L82 140ZM86 143V142H85ZM10 144V143H9ZM8 144V145H9ZM11 145V144H10ZM57 147H60V146H54L53 148H57ZM79 148H81V151L83 152V151H85V152H90V150L89 149H87L88 148V146H86V145H82V147H80V146H78ZM50 149H52V148H49V150ZM81 151H79V157H78V154H74V155H77V158L80 160L81 158L83 159L85 156H88V155H85V154H83ZM53 152V151H52ZM69 155V154H68ZM0 160H3V158L1 157V159ZM4 161V160H3ZM10 161V162H9ZM11 163V164H10ZM15 163V161H13V160H8V161H6V165L5 166H3V169L4 170H15L13 167H15V166H18L17 164H15V166L13 165ZM32 163H33V161H32ZM34 165V164H33ZM10 166H13V167H10ZM35 166V165H34ZM16 168V167H15ZM69 168H73V170L75 169V171H77L79 168L76 166H69ZM16 169H18V170H20V168H16ZM99 170H101V169H99ZM3 171V170H2ZM103 173H101L102 174V177L104 178L103 179V183H111L112 181L114 182V180L112 179V178H110L109 176H108V173H105L103 170H101ZM1 172V171H0ZM22 172V171H21ZM98 172V171H97ZM104 174H106L105 176H104ZM24 177H26V179H27V182L29 183L30 182V180L28 179V176H29V174L28 173H26V172H24ZM99 176H100V173H99ZM80 179H83V181L85 182L86 181V179L88 180V181H90V183L88 182L87 183V185L88 186H90L91 187V184L93 183V184H96V180L92 177V176H85V177H81ZM66 184V183H65ZM106 184H104V185H106ZM144 187V186H143ZM73 188V187H72ZM145 188V187H144ZM75 191H79V190H76L75 188H73ZM104 189V188H103ZM64 190V189H63ZM51 191V190H50ZM81 191V190H80ZM64 192H67V191H65L64 190ZM84 192H88L89 194H91L92 196V198L94 197H98V196H101V194L102 193H105V192H99V195H97V194H95L94 192H90V190H88V191H86V190H84ZM163 192V191H162ZM68 193V192H67ZM69 194V193H68ZM139 194V193H138ZM70 195V194H69ZM112 196H115V195H112ZM117 196H120V200H122L123 201V204H124V202L125 203H128V204H131V203H133V202H136V203H133L134 204V206L136 207L137 206V204H139V202L137 201V199H135L133 196H131V197H125V195H123V193H119ZM127 196V195H126ZM154 196H156L157 198H158V200L157 201H162V199H164V196L162 195V194H160V193H156L155 192V194H154ZM96 197V198H97ZM72 198V197H71ZM73 198H75V197H73ZM77 199H80L81 201H84V202H86V204H91V205H94L95 203L98 205V207L99 206H102L101 205V203L103 202L101 199H100V201H102V202H100L99 200L97 201V202H94V201H91V200H87V199H83V198H77ZM108 201H110V200H108ZM96 204H95V206H96ZM151 204V203H150ZM105 206L106 207H109L110 206V204H105ZM125 206V205H124ZM101 208H103L104 209V211H106L107 212V209L104 207V206H102ZM125 209L127 210H130V212H131V208H129V207H125ZM108 213H110V212H108ZM137 213V212H136ZM130 215V214H129ZM134 218H137V217H134ZM109 220V219H108ZM109 221H111V220H109ZM112 222V221H111ZM43 226H44V224H43ZM46 226H44V230H46V228H45ZM48 231V230H47ZM48 233H49V231H48ZM49 235V234H48ZM53 241L55 240L54 239V237L53 236H49ZM45 240H47V238L45 237ZM55 241H57V240H55ZM54 241V242H55ZM48 242V243H47ZM47 242H45V243H47L46 245H47V247H51V246H49V245H51V243L47 240ZM58 242V241H57ZM61 244V243H60ZM60 244H58V245H60ZM60 246H62V247H64V245H60ZM93 264V263H92Z\"/></svg>", "mask_w": 264, "mask_h": 264}]
</instances>
